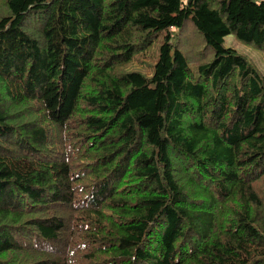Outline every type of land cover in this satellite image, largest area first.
Returning <instances> with one entry per match:
<instances>
[{
    "label": "trees",
    "instance_id": "1",
    "mask_svg": "<svg viewBox=\"0 0 264 264\" xmlns=\"http://www.w3.org/2000/svg\"><path fill=\"white\" fill-rule=\"evenodd\" d=\"M228 36L264 53V0H0V264H264V74Z\"/></svg>",
    "mask_w": 264,
    "mask_h": 264
},
{
    "label": "rangeland",
    "instance_id": "2",
    "mask_svg": "<svg viewBox=\"0 0 264 264\" xmlns=\"http://www.w3.org/2000/svg\"><path fill=\"white\" fill-rule=\"evenodd\" d=\"M159 43L160 42L158 41L155 46L151 47V50L154 51L152 54L156 55V50H158ZM225 46L233 48L238 53L245 55L248 59L252 61L259 73L264 74V53L259 52L246 45H243L232 36H228L225 38ZM133 69H138L141 71L147 70L145 69L144 65L142 67H139V65L136 64L134 65Z\"/></svg>",
    "mask_w": 264,
    "mask_h": 264
},
{
    "label": "crops",
    "instance_id": "3",
    "mask_svg": "<svg viewBox=\"0 0 264 264\" xmlns=\"http://www.w3.org/2000/svg\"><path fill=\"white\" fill-rule=\"evenodd\" d=\"M257 1H262V0H257Z\"/></svg>",
    "mask_w": 264,
    "mask_h": 264
}]
</instances>
